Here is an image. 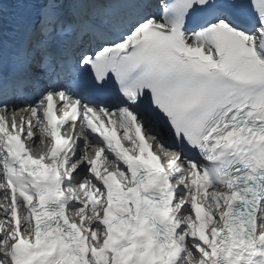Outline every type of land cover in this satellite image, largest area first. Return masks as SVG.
Masks as SVG:
<instances>
[{
	"label": "bare ground",
	"instance_id": "1",
	"mask_svg": "<svg viewBox=\"0 0 264 264\" xmlns=\"http://www.w3.org/2000/svg\"><path fill=\"white\" fill-rule=\"evenodd\" d=\"M58 101L61 105L66 102L65 96H59ZM35 106L32 102H29L21 110L10 111L5 115H0V137L6 135L12 131L24 132L25 137L31 143L40 141V143H45L47 140V132L44 129V124L42 123L39 110L34 109ZM134 116L137 117L136 114ZM130 116L129 114L121 111L115 112H104L101 115V125L118 127L123 136L125 137L128 144L134 149L138 145H141L144 150L155 149L161 150V135L157 129L152 127L149 123L141 118H136ZM85 127L83 125L79 126V132L76 134V144L80 145V152L84 157L86 162V167L83 170L84 174H90L93 180H96L97 174L101 169H103L108 163L105 160L106 155H102V150L97 146L87 144L83 142V133ZM33 144V145H34ZM106 153H109L106 151ZM40 157H43L42 152L39 153ZM98 160L97 165L93 164ZM1 167V165H0ZM115 169L122 174L119 162L114 161ZM179 175L177 181L181 184L182 188L179 195L184 198L187 203L178 209L179 216L182 219H191L192 208L195 202H205L211 210L212 219L220 222V212L223 209V200L228 196V190L225 186H218L209 181L205 174L203 165L199 162H185L178 165ZM88 195L83 197L84 199V210L93 211L94 207L88 202ZM5 203V204H4ZM9 202L7 201V193L0 184V264H7V258L3 256L4 250L2 248L5 246L6 240L11 237V217L10 213L7 211ZM225 208V207H224ZM88 212L87 221L89 222L91 213ZM85 214V213H84ZM25 225H29L30 220L25 218ZM260 224L264 226V210L261 213ZM189 225L186 227V232L184 233L187 239V252L181 256L178 264H203L201 258H203L202 250L195 249L193 243V237L188 232ZM59 257L57 264H70L67 257L63 253H58ZM187 255V257H186Z\"/></svg>",
	"mask_w": 264,
	"mask_h": 264
},
{
	"label": "rangeland",
	"instance_id": "2",
	"mask_svg": "<svg viewBox=\"0 0 264 264\" xmlns=\"http://www.w3.org/2000/svg\"><path fill=\"white\" fill-rule=\"evenodd\" d=\"M186 257H187V255H186Z\"/></svg>",
	"mask_w": 264,
	"mask_h": 264
}]
</instances>
